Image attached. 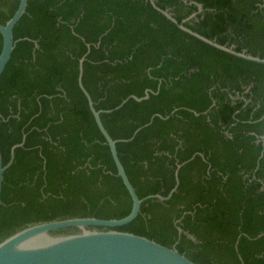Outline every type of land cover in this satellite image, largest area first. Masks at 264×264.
Wrapping results in <instances>:
<instances>
[{"label":"trees","instance_id":"obj_1","mask_svg":"<svg viewBox=\"0 0 264 264\" xmlns=\"http://www.w3.org/2000/svg\"><path fill=\"white\" fill-rule=\"evenodd\" d=\"M18 4L0 0V24ZM159 9L179 23L195 13L187 28L264 58V0H28L0 76L3 164L22 143L4 173L0 241L37 222L131 210L79 87L85 57L82 83L112 138L141 127L117 143L138 196H166L179 180L169 199L144 201L115 228L198 264H264V64Z\"/></svg>","mask_w":264,"mask_h":264},{"label":"water","instance_id":"obj_2","mask_svg":"<svg viewBox=\"0 0 264 264\" xmlns=\"http://www.w3.org/2000/svg\"><path fill=\"white\" fill-rule=\"evenodd\" d=\"M27 2L28 0H19L14 14L4 24H0V34L2 36L0 76L11 58L17 41L14 39V27L26 12ZM198 6L199 11H201L202 5L199 4ZM161 12L177 23L181 29L204 42L237 57L264 64V58L258 55H252L245 50L237 51L234 49V45L227 46L226 44H221L215 39H210L187 28L183 22L194 17L195 13L179 23L168 10H161ZM84 58L80 59L79 64V87L85 94L97 127L109 147L117 175L121 178L130 194L132 199L131 210L122 218L71 217L29 224L0 241V264H198L180 252L175 245L168 247L147 236L115 228L126 225L135 219L144 201L154 198L162 201L169 199L176 190L179 180L176 171V186L166 196L161 194H150L142 198L138 196L119 159L117 143L131 140L136 131L141 127L130 138H112L101 119V113L104 111L95 109L94 102L82 83ZM149 93L150 90L147 89L141 97L130 95L116 106L115 109L120 108L130 98L136 101L145 100L149 97ZM110 111L112 110H105V112ZM262 118L264 119V113ZM259 138L262 141V156L264 157V133ZM21 145L22 143H18L11 148V156L6 164H3L0 149V205L2 203L1 194L5 170L14 159L15 148ZM179 167L180 165H178ZM68 228H75V231L53 233L54 231Z\"/></svg>","mask_w":264,"mask_h":264}]
</instances>
